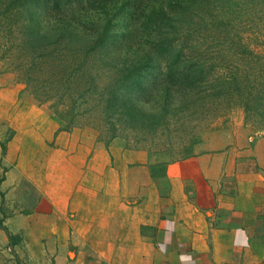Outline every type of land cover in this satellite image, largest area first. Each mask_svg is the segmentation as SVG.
Masks as SVG:
<instances>
[{
	"label": "crops",
	"instance_id": "0c3cea01",
	"mask_svg": "<svg viewBox=\"0 0 264 264\" xmlns=\"http://www.w3.org/2000/svg\"><path fill=\"white\" fill-rule=\"evenodd\" d=\"M16 92L15 84L0 81V106L10 108ZM20 133L13 138H29ZM56 138L59 197L16 166L2 185L5 198L23 200L3 225L25 235L39 225L37 236L47 239L30 264L49 257L52 264H264L261 139L240 152L246 139L224 138L215 147L219 142L204 138L193 157L160 163L116 138L105 144L65 131ZM248 161L253 168L241 170ZM14 249L0 230V251L13 258Z\"/></svg>",
	"mask_w": 264,
	"mask_h": 264
},
{
	"label": "trees",
	"instance_id": "16d2710c",
	"mask_svg": "<svg viewBox=\"0 0 264 264\" xmlns=\"http://www.w3.org/2000/svg\"><path fill=\"white\" fill-rule=\"evenodd\" d=\"M79 1L0 0L1 58L11 50L18 53L20 81L39 104L53 101L52 111L60 122V113L71 123L93 115H98L99 121L112 108L123 117L125 93L141 89L149 78L158 82L165 100L171 92L182 91L195 101L208 100L212 105L236 101L250 116L257 107L264 111V49L243 38L248 25L244 16H250V8L259 3L264 9V0H144L145 13L138 32L147 42L132 51L129 59L109 56L111 47L117 44L116 50L120 49V41L129 33L126 26L127 30L120 33L116 28L118 14L104 13L95 21L96 28L87 33L80 30L78 18L70 12ZM133 2L129 0L130 5ZM24 6L30 8L17 29L14 22ZM45 11L49 16H60L59 25L51 30L39 27ZM233 21L239 26H233ZM13 37L16 42H11ZM96 53L99 60L93 59ZM227 65L234 66V71L218 75L216 85L204 91L211 87L206 84L208 74ZM106 68L113 76L99 84L95 69ZM68 130L59 126V132ZM111 131L105 144L115 139L113 128ZM0 147L4 151L2 143ZM190 156L186 150L178 160ZM4 218L0 219V230L13 249L22 238L8 231ZM13 259L15 264H22L15 254Z\"/></svg>",
	"mask_w": 264,
	"mask_h": 264
},
{
	"label": "rangeland",
	"instance_id": "374dc122",
	"mask_svg": "<svg viewBox=\"0 0 264 264\" xmlns=\"http://www.w3.org/2000/svg\"><path fill=\"white\" fill-rule=\"evenodd\" d=\"M262 5L259 3L256 7H251L250 16H244L243 21L249 25L244 27L247 33H243V38L258 46L259 49H264V15H261L264 14V9ZM144 7V0H134L132 5L129 0H80L78 4H73L70 12L72 16L78 18L80 30L87 33L96 28L95 21L101 19L104 13L118 14L114 20L116 28L120 33L126 31L127 27L129 33H125L120 41V49L116 50L117 44L111 47L113 52L109 56L129 59L133 55L132 51L137 50L138 47L143 48L147 42L146 37L138 32L143 22ZM29 8V6L21 8L14 22L15 28L18 29L21 26ZM59 18V14L56 13H52L51 16L46 11L41 13L38 21L40 29L51 30L59 25ZM232 24L235 27L239 26L236 21ZM16 40V37H13L11 42H16ZM2 52L0 41V81L7 83L8 80L15 84L17 92L10 108L0 106V144L4 145V151L0 147V219L18 211L19 204L23 203L17 195L16 203L12 196L5 198L6 192L2 189L5 172L15 166L23 175L35 180L40 186L45 185L47 192L59 197V138H56L59 134V126L64 130L69 129L68 133H89L103 142L112 136L110 130L113 128L114 138L121 145L123 144L126 149L141 153L149 162H177L186 150L191 154L190 157H193L197 154V144L203 142L204 138L219 142L215 147L224 145V138L246 139L248 146L241 148L240 152L253 149L256 139H261L259 145L264 147V111L261 107H257L250 116L245 114L244 110L235 103L236 101L212 105L208 100L195 101L193 98V101L182 91L171 92L169 99L165 100L164 93L158 87V82L150 78L141 89L125 93L127 108L124 109L123 117L118 116L116 109L112 108L106 114L104 113L99 121L97 120L99 116L93 115L89 119L79 117L71 123L67 115L60 113L59 116L63 118L60 122L58 116L53 114V101L39 104L30 96L20 81L19 78L22 77L16 71L19 61L18 53L11 50L6 58H1ZM93 59L99 60L100 56L96 53ZM233 67L227 65L210 72L206 84L211 87L205 85L207 88L204 91L207 92L216 85L219 81L216 79L218 75L234 71ZM95 70L99 84L108 82L113 76V72L107 68ZM14 125L17 129L12 127ZM103 126L105 128L101 129ZM54 129L56 133L53 136ZM17 130L29 138H13ZM40 136L42 138H39ZM238 159L240 158L236 157V160ZM240 168L241 170L253 168V161H248L247 166ZM86 181L83 180V182ZM9 227L13 230L11 226ZM35 230L37 232H34ZM38 230L39 225L33 227L32 232L27 230V235L25 231L18 233L22 242L14 250L23 263L38 262L42 256L47 239H40L37 236ZM1 251L0 264H15L10 253ZM47 264H52L50 257Z\"/></svg>",
	"mask_w": 264,
	"mask_h": 264
}]
</instances>
